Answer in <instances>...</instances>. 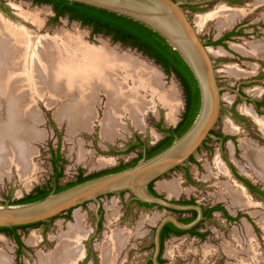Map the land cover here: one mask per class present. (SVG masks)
Instances as JSON below:
<instances>
[{"label": "rangeland", "instance_id": "374dc122", "mask_svg": "<svg viewBox=\"0 0 264 264\" xmlns=\"http://www.w3.org/2000/svg\"><path fill=\"white\" fill-rule=\"evenodd\" d=\"M205 1L192 0L195 3L203 2L204 7L201 11L193 13L191 18L205 42L217 39L236 27L243 31L234 41L228 43V47L211 48L219 83L223 89L222 114L215 130L226 136L236 137L237 142L230 139L223 144L214 139L207 145L209 149L201 148L194 154L192 163H186L191 177L200 184V188L189 185L183 168H179L160 178L154 184V189L161 197L171 201L180 198L193 199L198 207L220 203L233 215L242 210L245 215L251 217V221L242 217L237 223L228 225L221 214L217 213L211 222L201 227L210 230L204 240L191 238L189 235L166 239L162 260L164 264H264V203L252 198L250 193L237 185L238 182L225 163L226 158L242 176L264 188V173L256 169L242 146L244 141L251 149H264V132L252 116L247 125L241 119L232 120L230 115L236 101H238L236 109L242 115L249 116L243 111L244 108L252 109L247 100L264 99V77H260L264 69V59L247 55L242 51L250 50L249 44L264 40V0H212L207 6ZM224 12L239 13L232 26L223 28V24L228 21V18L224 17ZM53 16V9L48 5H36L30 0H0V17L14 28L28 27L35 31L36 48L39 47L42 38L54 39L57 36L74 35H77L87 48L98 49L106 44L116 53L128 54L143 63L142 69L151 79L154 80L155 77L158 84L160 83L161 94L150 88L140 89L138 94L139 91L131 89L135 84L129 80L131 92L140 95V99L137 100L138 103L144 104L143 107L132 109L123 105L119 113L110 114L109 99L101 93L98 101L89 104L90 112L83 124L78 125L71 122L68 114H64L65 109H70V103L61 93L55 94L47 89L43 94L39 90L34 94L30 87L28 91L30 94L33 93L32 100L35 101L33 107L38 117L32 125L25 121L26 127L31 128L33 132L24 136L23 143L27 150V159L30 161L29 175H24L14 161L8 162V169L0 167V205L7 204L9 200H19L35 188L52 184L53 151L59 149L63 159L60 166L64 177L60 182L64 185L76 180L81 172L88 176L136 159L144 149L127 153L130 143L140 140L148 146L155 145L165 136L157 126L162 122V128H170L183 113L185 95L175 76H168L159 65L137 50L114 43L110 37L94 36L91 29L84 28L78 22L69 21L67 18L53 23ZM198 21H202V25H199ZM10 39L12 40L9 44L13 45L14 49L22 42L21 38ZM19 52L14 55L15 57L21 55L19 59L22 62L21 71H10L6 77L10 82L12 79L15 82V78L20 77V82L26 86L29 78L26 70L28 51ZM33 57L35 54L32 59ZM230 68L237 69L245 75H232ZM175 89L182 103L176 118L172 121L169 106L159 95ZM240 89L244 93H241ZM263 111L258 118L264 119ZM106 123L109 126L110 123L113 124L110 127L113 129L110 135L105 133ZM227 126H231L234 131H227ZM7 144L4 154L8 148L17 155L18 145L13 142ZM237 187L245 191L243 192L252 203L240 205L234 202L229 189L239 190ZM184 216L187 218L188 214L175 213L162 205L140 207L130 193L105 195L97 201L87 202L72 210L70 217L57 216L48 225L31 227L25 231L19 230L26 249L17 259V244L2 233L0 249L11 257V264H40V255L54 252L62 240L69 237L80 225L85 233L84 238L77 242L83 251L82 258L76 264H103L102 249L104 246H114L112 236L116 232L123 233V237L127 239L114 264H156V257L160 255V250L157 253L156 244L158 227L168 218L177 219Z\"/></svg>", "mask_w": 264, "mask_h": 264}, {"label": "bare ground", "instance_id": "6f19581e", "mask_svg": "<svg viewBox=\"0 0 264 264\" xmlns=\"http://www.w3.org/2000/svg\"><path fill=\"white\" fill-rule=\"evenodd\" d=\"M223 14L226 19L228 18L227 23L223 24V28H225L232 26L235 17L239 13L224 12ZM198 24L202 25V21H198ZM36 37L35 31L32 29L28 27L14 28L0 17V167L8 169V162L14 161L19 165L18 167L24 175H29L30 169V161L26 155L27 150L23 144L24 136L32 132L31 128L26 127L25 121L32 125L38 117L37 111L33 107L35 102L32 100L33 93L30 94L28 91L30 87L34 94H36V90L43 94L47 89L55 94L61 93L70 103V109H65L64 114H68L71 122L73 124L78 123V125L83 124L85 117L90 112L89 104L98 101L101 93H104L109 99L110 114L118 112L123 105L132 107V109L133 107H137V109L143 107L144 104L138 103L139 100H137L140 99V95L138 96L140 89L150 88L161 94L159 91L160 83L158 84L157 78L151 79L149 74L142 69L141 65L143 63L141 64L128 54L116 53L106 44L98 49L87 48L77 35L70 37L57 36L54 39L42 38L39 41V47L36 48ZM10 38H21L20 46L14 49L13 45L9 44L12 40ZM249 45L250 50H242L245 54L264 58V40ZM26 50L28 51L26 70L29 78L28 84L23 86L20 77H16L15 82L12 79V83L6 76L10 71H21L22 62L19 60L21 55L15 57L14 54ZM34 54L35 57L32 59ZM14 57L15 60H13ZM230 72L232 75H245L237 69H231ZM154 74L156 75V73ZM129 80H132L135 84V87L131 89L136 92L139 91L138 94L131 92ZM175 90L159 95L169 106V115L172 121L176 118L182 103L178 98V91L175 92ZM155 95L157 96V94ZM133 99L136 101H133ZM245 111L252 116L254 115L250 109H245ZM133 114L135 115V113ZM137 115L139 116V114ZM109 116L108 114L107 117ZM256 120H258L264 132V120L258 118ZM106 125L105 133L110 135L113 131L110 127L113 124L110 123L109 126L106 123ZM108 126L109 128H107ZM227 129H231V127ZM11 142L16 146L18 145L17 155L12 149L10 151L8 148L7 153L4 154L7 143ZM242 146H244L247 157L256 169L264 173V149H251L244 141ZM170 189L175 188L170 187ZM229 191H231L235 203L240 205L242 203H252L242 190L234 191L230 188ZM70 232L68 233L70 234ZM83 233H85L83 228L78 225L69 237L67 236L66 239L62 240L54 252L39 256L40 264H76L82 258L81 251L83 250L77 242L84 238ZM123 236V233H114L112 236L114 246L103 247V264L115 263V258L127 239ZM11 261V257L3 249H0V264H11Z\"/></svg>", "mask_w": 264, "mask_h": 264}, {"label": "water", "instance_id": "95a60500", "mask_svg": "<svg viewBox=\"0 0 264 264\" xmlns=\"http://www.w3.org/2000/svg\"><path fill=\"white\" fill-rule=\"evenodd\" d=\"M68 1L129 17L145 24L164 37L170 47L180 54L197 81L201 94L200 112L195 123L185 135L176 139L169 148L155 157L149 160L142 159L132 168L86 181L57 194L51 193L44 200L32 204L0 205V228L47 222L87 202L122 192L132 194L136 201L142 203L162 205L178 211L197 210L200 220L202 218L200 207L176 205L166 199L155 197L149 192L148 186L152 182L156 183L174 169L185 166L204 141L213 136L212 131L221 117L223 91L211 54L213 47L202 39L199 30L182 4L176 0ZM153 62L155 63L154 60ZM185 106L186 104L183 112ZM180 121L181 118L170 128H176ZM197 222L185 225L173 217L164 221L157 230V253L160 250L159 234L165 224L172 223L181 230H190ZM157 257L155 263L160 264L157 262Z\"/></svg>", "mask_w": 264, "mask_h": 264}, {"label": "trees", "instance_id": "16d2710c", "mask_svg": "<svg viewBox=\"0 0 264 264\" xmlns=\"http://www.w3.org/2000/svg\"><path fill=\"white\" fill-rule=\"evenodd\" d=\"M36 5H48L51 6L54 12L52 18L53 23H58L60 19L67 18L69 21L78 22L84 28H89L94 36H104L110 37L114 43L121 44L124 47H130L138 52L142 53L144 56L151 60H154L157 65H159L168 76H175L180 82L184 95H185V110L182 113L181 121L176 128H162V122L157 126L159 130L165 134L164 139L159 141L156 145L149 147L143 144L140 140L136 143L132 142L127 147L126 152H132L137 149H144L145 154H140L136 159L129 163H121L119 166L100 171L88 176H84L81 172L77 176L76 180L69 182L67 184H61V179L64 177V173L60 166L63 162L60 150L53 151L52 166H53V179L52 184L47 185L42 188H35L30 194L24 196L19 200L11 201L10 205H27L38 201H42L47 198L51 193H60L76 185L82 184L86 181L112 174L126 169L132 168L138 164L142 159H151L169 148L172 143L185 135L193 126L196 118L199 115L201 108V94L198 88L197 81L190 68L187 66L180 54L170 47L167 40L162 37L159 33L152 30L150 27L135 21L129 17L110 12L108 10L99 9L93 6H89L82 3L70 2L68 0H31ZM220 41L208 45H220ZM213 132V131H212ZM208 139L204 141L202 146L199 148H205V143ZM194 155H192L188 162H191ZM181 168V167H178ZM176 168V169H178ZM155 182H152L148 186L149 192L155 196L161 198L154 189ZM254 188L253 186H251ZM255 189V188H254ZM126 192L119 193L124 195ZM140 207L150 208L155 205L142 203L136 201ZM177 204L181 205H192L190 201H180ZM222 210L220 206L213 208L207 212L210 215L213 211ZM72 210L68 211L66 217H70ZM55 219V218H53ZM40 222L36 224L15 226L11 228H0V233L7 235L8 237L15 240L18 245V254H22L25 249V245L21 240L19 230L25 231L31 227H37L41 225H48L50 221ZM181 223L188 225L192 222L191 219L180 221ZM102 228V224L99 225V229ZM190 233V231H185L178 229L174 224L169 223L164 227L161 235L162 243L171 234L183 235ZM160 264H164L163 260L159 261Z\"/></svg>", "mask_w": 264, "mask_h": 264}, {"label": "flooded vegetation", "instance_id": "af4514ba", "mask_svg": "<svg viewBox=\"0 0 264 264\" xmlns=\"http://www.w3.org/2000/svg\"><path fill=\"white\" fill-rule=\"evenodd\" d=\"M176 1L177 2H180L182 4V7L185 9V11L187 12V14H188V16H189L190 19L192 18V14L193 13H197L198 11H201V9H203L202 7H204L203 2H196L195 3V2H192V0H183V1L182 0H176ZM205 2H206V5L205 6H207V5H209V3L212 2V0H206ZM242 32L243 31L240 30V27H236L233 30H231L230 32H227V33L223 34L221 37H219L217 39H211L209 42H206V43L207 44H212V43H216V42L220 41L221 42L220 45H210V46H215V47L216 46L228 47V43L234 41L238 36L241 35ZM258 58H262V57H258ZM262 59H264V58H262ZM260 77H264V69L261 72ZM240 92L241 93H244L242 89H240ZM227 99H229V98L227 97ZM247 102L249 104H251V107H252L253 110L251 108H246V109H250L251 111H254L253 112L254 115L253 116L250 115L247 111H245V108L243 109V111H244V113H247V115H249V116H245L246 114H243L242 115V113H240L236 109V104H238V101H236L235 103H233V106H232L231 112H230V115H231L232 120H235L236 121V119H241L242 121H244V123H247V125H249V123H250V121L252 119L251 118V116H252L255 119V121L258 122V120H256V119L260 116V114H262V111L264 110V99H262V100H252V101L247 100ZM221 114H222V110H221ZM258 119H261V118H258ZM219 122H220V120H219ZM258 124H259V122H258ZM228 127H231V126H227V128ZM227 131H230L231 132V131H234V130L231 127V129H227ZM212 135H213L212 137L207 138L208 140L205 143V148L204 149H206V148L209 149L207 147V145H209V142L213 141L214 139L217 140V141H219V142H222L223 144H225L230 139L233 140V141H235V142H237L236 137H234V136H231V137L226 136V135H224V134H222L220 132H217L215 129L213 130ZM164 137L162 139H164ZM149 147H151V146H149ZM143 153L145 154V150L141 154H143ZM193 159H194V157H193ZM192 160H191L190 163H192ZM225 163H226L227 168L229 169L230 173L234 177V179L238 182V183L236 182L237 185H240L242 188H244V190L247 193H250V195H251L252 198H254V199L256 198L258 201H261V202L264 203V188L263 187H260V186H258L256 184H254V183H252L248 178H245L244 176H242L236 170L234 164H232L231 162L227 161L226 158H225ZM181 168H183V170L185 172L184 176L186 178L187 183L189 185L195 187V188H200V184L197 181L193 180V178L191 177L190 172L188 170V166L185 165V166H182ZM251 186H253L255 189L252 188ZM237 188L241 189L240 187H237ZM244 190H242V191H244ZM161 198L162 199H166V198H163V197H161ZM168 201L170 203H173V204H176V205H181V204H177L180 201H182V202H184V201H190L192 203V205H181V206H195V207H198V206H196L197 205V202L195 200H193V199L186 200V199L180 198V199H175V200H172V201L171 200H168ZM217 206H220L222 208V210L213 211V212L210 213V215H207V212L208 211L212 210L213 208H215ZM200 208L202 210V218L200 220H199V212L197 210L178 211V210H173V209L168 208L170 211H173L175 213H179V214H183V215L184 214H188L187 218H185V216L184 217H181V218H177L179 221L191 219L192 220L191 223H193L195 221H198V222L190 230H187V231H190V233H186V234H183V235H174V234H171L167 239H169L171 237H181V236H184V235H189L191 238H197L199 240H204L207 237L206 233H209L210 230H208V229L205 230V229H202L201 227L202 226H206L207 223L211 222L214 219V217H215V215L217 213L221 214L223 220L228 225L237 223L238 221L241 220L242 217L243 218L245 217L248 221L251 218V217L249 218V215L248 216L245 215L244 211H242V210H238L237 213L235 215H233L232 212L225 205L220 204V203H218L216 205H214V204L207 205L206 204V205L201 206ZM167 224H169V223H167ZM167 224H165L163 226V228L161 229L160 234H159L160 255H159L158 259H157L158 262L160 260H162V252H163V248H164V242H165L166 239L162 243L161 235H162V232L164 230V227ZM5 236H7V235H5ZM25 249H26V247H25ZM24 250L22 251V253L24 252ZM19 256H21V255L18 254V245H17L16 259Z\"/></svg>", "mask_w": 264, "mask_h": 264}]
</instances>
